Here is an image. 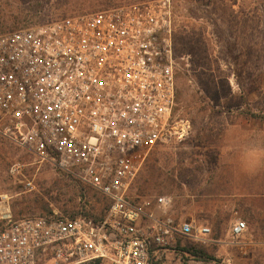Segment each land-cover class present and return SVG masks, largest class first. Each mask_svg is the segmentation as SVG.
Returning <instances> with one entry per match:
<instances>
[{
  "label": "built area",
  "instance_id": "built-area-1",
  "mask_svg": "<svg viewBox=\"0 0 264 264\" xmlns=\"http://www.w3.org/2000/svg\"><path fill=\"white\" fill-rule=\"evenodd\" d=\"M176 89L169 0L0 34V135L105 209L8 219L0 264H154L178 238L221 244L209 227L169 214L171 197L132 196L150 154L188 129L176 116ZM246 230L236 221L227 245L241 248L235 240Z\"/></svg>",
  "mask_w": 264,
  "mask_h": 264
},
{
  "label": "rangeland",
  "instance_id": "rangeland-1",
  "mask_svg": "<svg viewBox=\"0 0 264 264\" xmlns=\"http://www.w3.org/2000/svg\"><path fill=\"white\" fill-rule=\"evenodd\" d=\"M149 1L0 0V34ZM169 1L184 89L176 116L188 129L150 154L132 196H169V214L209 227L221 244L200 246L212 258L202 264H264V0ZM103 208L91 190L0 135V229L8 219L98 217ZM236 221L247 226L235 240L241 248L227 245ZM187 261L171 246L161 264Z\"/></svg>",
  "mask_w": 264,
  "mask_h": 264
},
{
  "label": "trees",
  "instance_id": "trees-1",
  "mask_svg": "<svg viewBox=\"0 0 264 264\" xmlns=\"http://www.w3.org/2000/svg\"><path fill=\"white\" fill-rule=\"evenodd\" d=\"M176 76V82H177V89H176V100H177V108L176 111L178 109V106L180 104V102L183 101L184 98V89L182 87L179 86V81H178V77L179 75H177L175 73ZM186 91V90H185ZM104 208L102 210V212H104ZM78 214H71L69 217L74 218L76 217ZM85 216H88L87 214ZM174 250L176 252L181 253V256H183L184 258H186L187 260L189 259H195V260H206V259H210L212 260L211 257H209L208 255H206L204 249L200 248V246L189 242L186 239L183 238H178L175 245H174ZM162 261H157L154 264H161ZM91 264V263H89ZM95 264H98L97 262Z\"/></svg>",
  "mask_w": 264,
  "mask_h": 264
}]
</instances>
